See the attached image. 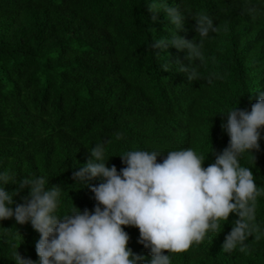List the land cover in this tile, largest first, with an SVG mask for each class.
<instances>
[{
  "label": "trees",
  "instance_id": "16d2710c",
  "mask_svg": "<svg viewBox=\"0 0 264 264\" xmlns=\"http://www.w3.org/2000/svg\"><path fill=\"white\" fill-rule=\"evenodd\" d=\"M189 4L222 29L205 44L207 70L199 81L163 70L168 59L188 64L187 51L150 47L147 26L165 36L168 21L163 12L153 21L143 0H0V171L14 179L43 175L47 187L60 186L64 214L75 206L94 211L91 185L101 178L81 185L73 172L96 143L106 144V156L113 155L109 166L118 171L126 167L119 154L131 149L164 152L157 157L162 162L167 151L191 147L208 155L205 167L212 164L213 149L222 152L230 139L221 112L236 106L250 111L264 93V16L242 14V0ZM195 24L187 17L181 35L197 37ZM208 72L223 79L209 83ZM260 145L241 164L252 168L264 189V131ZM18 188L6 185L8 191ZM27 195L21 189L14 200L24 203ZM225 223L217 237L210 234L188 252L173 254L172 264H264V195L257 198V228L246 251H221L232 227ZM0 224L8 229L0 237V264H16L11 257L18 246L24 258L39 260L40 234L30 221L18 224L13 217ZM123 227L128 247L149 264L151 252L139 243V228Z\"/></svg>",
  "mask_w": 264,
  "mask_h": 264
},
{
  "label": "clouds",
  "instance_id": "9594fccd",
  "mask_svg": "<svg viewBox=\"0 0 264 264\" xmlns=\"http://www.w3.org/2000/svg\"><path fill=\"white\" fill-rule=\"evenodd\" d=\"M143 2L153 13V21L160 12L168 21L165 36H157L156 29L147 26L153 35L150 47L155 50L171 45L187 51L188 64L179 57L168 59L163 70L184 73L189 81L205 78V44L221 33V26L208 13L193 11L189 0ZM242 3V14L252 19L264 16V9L256 6L264 5V0ZM189 16L195 20L198 34L192 39L181 35ZM206 78L211 83L223 79V74L208 72ZM221 113L227 116L222 128L230 137L229 143L222 152L213 149L215 161L207 167L208 155L191 147L167 151L162 162L157 157L164 152L131 149L119 154L126 167L118 171L114 164L109 166L113 155L106 156L105 143L89 147L90 158L73 172V178L81 185L101 178L98 185H91L97 201L94 211L75 206L61 214L60 186L47 187L43 175L14 179L0 171V221L13 217L18 224L30 221L40 234L38 261L24 258L19 246L11 259L16 264H144L146 258L128 247L130 236L123 227L127 225L139 228V243L151 252L149 264H172L173 254L188 252L210 239V234L217 237L222 232L221 221L232 225L221 251H246L256 232L257 198L264 195V189L257 186L252 168L242 166L241 160L246 154L255 155L254 150L261 147L264 93L250 111L236 106ZM9 183H17L19 188L8 191ZM24 188L28 189L25 202L16 203L14 197ZM230 214L236 219L230 221ZM7 230L0 227V237L7 236Z\"/></svg>",
  "mask_w": 264,
  "mask_h": 264
}]
</instances>
